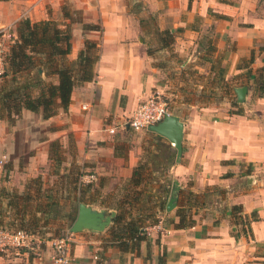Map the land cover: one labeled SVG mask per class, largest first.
<instances>
[{
	"label": "crops",
	"instance_id": "0c3cea01",
	"mask_svg": "<svg viewBox=\"0 0 264 264\" xmlns=\"http://www.w3.org/2000/svg\"><path fill=\"white\" fill-rule=\"evenodd\" d=\"M164 1L165 8L162 0L144 2L156 12L163 10L159 14L160 25L163 24L161 29L168 22L173 25L171 31L184 29L195 13L194 8L188 9L189 0ZM256 2L241 0L238 9H225L214 4L213 13L219 19L210 16L206 19L207 15L197 10L199 16L208 21L205 29L214 24L219 40L213 58L207 59L204 51V57L193 63L189 50L194 42L183 38L188 36V30L176 38L177 57L184 60L180 67L193 65L206 76L203 82L184 88L185 80L177 83L166 79L167 68L155 63V56L148 54L146 44L141 42L138 19L129 13L122 0H0V27L12 25L14 31L22 18L31 22L60 21L57 17H61L65 6L79 12L83 23L102 27V32L98 33L83 31L77 22L71 26V52L68 55L71 60L76 58L85 40L99 41L100 54L94 81L74 87L65 113L43 120L40 114L22 110L21 117L12 124L0 118V157L5 155V164L13 165L11 171L0 172L4 188L23 192L25 181L34 178L36 172L15 167L47 163V156L30 154L24 150L25 146L33 143L44 150L50 141H64L71 134L80 151L77 161L93 170L91 174L96 180L106 178L125 182L137 165L146 162V175L170 180L171 184H167L170 192L177 182L180 191L185 189L202 194L205 189L216 187L225 193L220 212L206 200H202L204 204L201 201L192 207L194 224L184 229L175 228L178 221L175 213L171 216L165 210L162 215L171 216V221L160 216L158 229L141 244L138 254L121 252L97 233H75L71 264H158L160 258L165 264H264V97L253 96L247 88L245 101L237 103V108H231L227 103L202 100L216 96V85L220 81L215 78L217 64L225 70L224 79L232 83L234 92L237 88L247 87V83L253 81L255 71L264 66V49L252 53L255 41H264V4L259 15L255 18L251 15L255 12ZM64 21L69 23V20ZM251 56L252 63L249 62ZM248 70L251 71L249 79ZM209 78L213 82L207 84ZM174 85L179 86L174 94L178 107L171 115L183 124L180 159L171 143L156 133H153L147 151L140 146L128 149L121 145L117 138L126 130L113 139L109 130L115 128L104 129L109 121L122 128L153 92L163 94ZM191 93L193 96L199 94V100H188ZM231 109L241 110V113L229 114ZM163 153L173 157L167 171L160 168L164 167ZM160 182L156 187L161 186ZM101 189L99 192H104V187ZM68 202L70 204L72 200ZM84 204L95 210L115 211L96 204ZM178 204L179 201L176 209ZM232 206H240L244 215L254 213L258 218L250 223L247 236L235 229L229 211L221 214L222 210ZM39 238L40 243L32 249L0 253V264H54L50 259V241L54 238Z\"/></svg>",
	"mask_w": 264,
	"mask_h": 264
},
{
	"label": "trees",
	"instance_id": "16d2710c",
	"mask_svg": "<svg viewBox=\"0 0 264 264\" xmlns=\"http://www.w3.org/2000/svg\"><path fill=\"white\" fill-rule=\"evenodd\" d=\"M62 15L64 19L69 20L68 24L53 20L31 22L25 18L19 20L16 25V40L5 57V67L3 66V72L0 73V79L7 80L0 88V118L5 114L9 124L20 116L22 110L40 114L43 120L54 117L60 110L66 111L74 87L78 84L91 83L95 79L94 69L99 61V44L85 40L76 59L68 62L67 56L71 52V26L77 22L81 24L83 31L98 33L102 32V27L99 24L83 23L81 19L74 20L66 7L62 8ZM161 33L167 39L162 38L161 42L167 43L168 41V44L161 45L159 51L169 48L167 46L173 43H170L173 35L169 30H164ZM211 50L205 49V55H209L210 58H212ZM148 54L151 55L150 52ZM252 60L253 57L251 56L249 62L252 63ZM38 68L42 69L46 77L55 76L57 83H44L37 72ZM34 71H36L38 78H29L28 74ZM224 72L223 68H218L217 73L220 77L223 76ZM250 72L248 70L247 74L250 75ZM23 73H26L27 77H24ZM253 84L256 96L263 98L264 66L258 69ZM34 86L40 88L36 96L31 95ZM231 105V108H237L235 102ZM240 113L241 110L238 109L229 111V114ZM149 134L154 135L153 133ZM122 148L124 147L122 146ZM163 159L169 164L173 162V157L166 153H163ZM155 166L157 165L155 164ZM147 168L146 162L140 163L134 169L132 176L124 182V185L120 186L119 189L114 188L113 196H107L111 199L113 206H106L104 199L99 201L100 206L111 208L117 212L114 223L107 231L110 235L109 241L121 252L138 254L141 244L147 240L142 231L148 226L156 225L160 220V215L165 213L170 187L167 188V185L156 187L158 179L147 176ZM33 186H35V194L39 195L42 192L41 195L47 203L31 212L29 210L31 198L27 190H24V193L20 195L21 197H17V194L5 195L3 193L6 203L3 207V214H0V228L7 230L26 228L27 230L23 231L32 234L37 233L34 231L38 226L39 219L37 216L52 212L56 202L50 190H42L39 178L33 179ZM100 188L101 186L98 189ZM76 190L74 201L86 203L83 193L78 192V187ZM1 192L5 191L2 190ZM162 195L164 196L162 197ZM201 201L202 199H199L198 194L191 192L188 193L184 203L179 201L178 208L175 210V216L178 219L175 228L184 229L194 224L191 215L188 217L187 214L190 213L192 207L197 206ZM232 210V224L234 227L240 225V232L247 236L250 233V223L257 221L258 218L254 213L250 216L244 215L240 206H233ZM26 218L29 219L26 220ZM4 219H7L6 223H4ZM158 264H165V262L160 258Z\"/></svg>",
	"mask_w": 264,
	"mask_h": 264
},
{
	"label": "rangeland",
	"instance_id": "374dc122",
	"mask_svg": "<svg viewBox=\"0 0 264 264\" xmlns=\"http://www.w3.org/2000/svg\"><path fill=\"white\" fill-rule=\"evenodd\" d=\"M144 1L145 0H122L123 4L127 7V10H129V13L136 16L138 19V24L142 32L141 42L146 44L148 52H150L151 55L155 56V63L163 65L167 68L165 72L166 79H172L174 81H177V83L181 82L182 80H185V82L183 83L184 88H190L193 84L197 82H203L206 77L205 74L204 73L201 74L198 69H194L193 65H190L187 67L185 66L183 68L180 67L179 64L184 63L183 62L184 60H179L177 57L176 47L178 44V40L176 38L179 36H182L181 34L183 33L185 34V30H188V32H186L188 33V36L183 37V38L194 42L192 46L190 45L191 49L189 50V55L190 56L192 55V59L194 60L193 63L195 62L198 63L199 60L202 57H204L203 55H204L205 49L206 50L212 49L211 57L213 58L214 57L213 55L216 52L215 44L219 40L218 39L219 35L216 38V31L214 29L215 28L214 24H211V26L206 29L204 28V25H207L208 23V21H205V20L208 19V16L214 19H219L213 13L214 4L215 5L218 4L225 9L229 7L238 9L240 8L241 0H189L188 9L189 10L193 8L195 9V13L192 17V20L189 22V24L186 25L184 29L177 28L176 30H172V31L171 29L173 28V25L171 22L170 23L168 22L164 26V29H161V26L163 24L160 25L159 14H161L163 10L156 12V10L151 9L149 5L145 3ZM162 1H163V6L165 8L166 2L164 0ZM263 4H264V0H257L255 12L251 13V15L254 18L255 16L260 14ZM66 9L70 12L71 17L74 20H77V19L82 20V17L80 16L79 12L72 10L70 7H66ZM198 9L202 10L203 14L205 13L207 15L206 19L199 16V14L197 13ZM57 19L60 20V21H57L59 23H64L65 22L64 20H66L63 18L62 14H61V17L60 15H58ZM180 20H182V18H180L179 21ZM61 21H64V22H61ZM10 26L11 27L9 26L0 27V63L4 67H5V64H4L5 57L9 53L10 47L13 45V43L16 40V32L12 28V25ZM164 30H169L172 33L173 37L171 38L172 40L170 41V43L171 42L173 43L167 46L169 48L159 51V49H161V45L166 43L163 41L161 42V39L165 37L161 35L162 34L161 32ZM97 43H99V41H97ZM166 44H168V41ZM263 45H264L263 40L255 41L254 43L255 50L252 53L255 54L257 51L261 52L264 49ZM206 58L207 59L210 58L209 55L206 54ZM75 59L76 58L71 60L67 56L68 62H72ZM217 65L218 66L215 67L216 69L215 78H220L221 81L220 83L219 82L217 83L218 85H216V88H218V90H216V96L215 97H211V96L203 97L202 100L208 101V102H214L216 104L227 103L229 104L230 107H232L231 104L235 102L236 107H238L237 97H236L235 92L233 91L234 87L232 83H229V81H225L224 79L225 73L223 74L222 77H220L217 71H218L219 66L221 67V65L219 64ZM257 73H258V70L255 71V75ZM22 75L24 77H27L26 73H23ZM41 75H44V74L40 73V78L44 83L46 84H56L57 83V78L55 76L46 77V76H41ZM28 77L32 79L38 78L36 75V71L28 74ZM247 77L249 79L248 74H247ZM211 79L209 78L206 83L210 84L211 82H213L211 81ZM163 81H165V79ZM6 82L7 80L0 79V88ZM78 85H81V84H78ZM176 85L172 86V88H169V91L164 92L163 94H159L161 100L166 103V106L169 109L170 113L174 112V109L178 107V104L175 103L178 99L174 98V94L179 88V86H176ZM246 86H247L246 88H248L252 92L253 96H256V93L254 92L253 81L252 80L249 81ZM171 90H174V91L171 92ZM39 91H40V88H38L37 86H34L32 88L31 95L36 96L38 95ZM154 93L155 92H153L152 94ZM198 95L199 94H195L193 96V94L191 93L188 100H190L191 102L193 100H199ZM239 104H242V103H239ZM59 113H65V111L60 110L58 114ZM20 117H21V114H20ZM2 118L7 119L5 114L3 115ZM15 120H17V118H15L13 122ZM105 125L107 126L104 127V129L115 128V133L111 134V137H113V139H116L117 136L120 135L121 133H124L125 130L127 131L125 134L117 138L118 142L121 143V145H124V147L128 149H134L140 146V147H143V149H146L147 151L149 150V146H150L149 143L151 142L152 135L148 134L146 131L134 132L129 128H125L123 130L122 128H124L125 123L122 124V128L115 123H111L110 121L106 122ZM33 135L35 136L36 134L33 133ZM24 150L25 151L28 150L30 154L38 153L40 157L45 158L47 156V163L43 164L42 166H40L41 164L37 166V163H35L33 167H26L24 165L15 167L18 170L29 168L31 170L33 169L36 172L34 178H30L29 180L25 181L24 188H23V190L25 191L27 190L28 193H30L29 196L31 200L29 201V205L31 206V208H29V210L33 212L35 209L42 207L47 203L45 198L42 197L41 195L42 192L39 195L35 194V186H33V179H36V178H39V184H41L42 190L46 189L52 192L53 199L56 202V205L53 207L52 212L46 215L39 214V217L37 216L39 221H38V226L34 231L37 232L36 235L38 237H42L44 239H51V238L56 239V238L64 237L69 233L68 232L69 228L71 227L76 217V213H77L78 203L73 200L75 199L74 194L77 191L76 190L77 187L79 190L78 192L83 193L84 195L83 198H85L84 200L87 201V203L96 204L97 206H100L99 201L104 199L106 200V206H113V203L110 201L111 199H109V197L107 196H113L115 192L114 187H117L119 189L120 186L124 185L123 181H110V179L106 180V178H97L95 182L88 184L89 186H82V184L79 183V178L81 177V175L91 174L93 170H91L90 168H86L84 165H82V163L77 161L80 151L78 150L77 143H75L73 139V135L71 134L67 135L64 141L63 140L61 141L60 139L50 141L47 145V148L44 150L41 145L34 146L33 143H30L29 147L25 146ZM41 153H44V155ZM160 155L162 156V154ZM153 166H155L154 163H153ZM12 168H13L12 163L5 164L0 167V172L2 173L6 171L8 172V171H11ZM168 168H169V163L168 161L164 159V170L167 171ZM159 181H161L160 185H167V184L170 185L171 184V181L168 179L161 178L158 180V182ZM3 182L4 181L1 178V181H0V214L1 215L4 212L3 207L5 206V203H6L5 198H4L5 196H3V193H5V195L17 194L18 195L17 197H21L20 195L24 193V191L19 193L16 188H11V189L4 188ZM99 186H101V188L104 187V190H103L104 192L101 193L99 192V190H97ZM1 189L5 192H1L2 191ZM108 191H111L112 193ZM188 193L190 192L185 189L182 191L179 190V193H178L179 198L177 201H181L182 203H184L186 201V197ZM163 196L164 195H162V197ZM169 196H170V192H169ZM198 196H199V199H202L204 201L205 200L209 201L212 204L211 207L218 209L219 212H220L219 207H221L223 201L225 200V193L216 187L211 188V189L207 188L202 194H198ZM69 200L70 201L72 200L70 204L68 202ZM19 201H21V199H19ZM232 208L233 206L230 207L229 209L226 208L221 211V214H224L226 210L229 211V216H230L231 221L233 219ZM175 210L176 208L173 209L171 212H169V214L171 216H174ZM187 215L188 217H190V215H192V210H190V213L188 212ZM160 216L161 218L163 217L165 221L167 220L171 221V218H169L171 216H167L166 214L160 215ZM28 219L29 218H26V220ZM3 221L4 223H6L7 219H4ZM240 227H241L240 225L235 226V229L236 228L240 229ZM18 229L25 230L26 228L24 229L18 228ZM107 230L108 228L105 229L103 232L97 233V234L102 235L103 240L104 239L110 240V235ZM88 233H92V232L88 231Z\"/></svg>",
	"mask_w": 264,
	"mask_h": 264
},
{
	"label": "built area",
	"instance_id": "2783aa9c",
	"mask_svg": "<svg viewBox=\"0 0 264 264\" xmlns=\"http://www.w3.org/2000/svg\"><path fill=\"white\" fill-rule=\"evenodd\" d=\"M3 72V65L0 63V73ZM84 110L85 107H82ZM171 113L160 98L159 93L155 92L140 105V107L125 121L124 128H129L134 132L148 131L150 126L160 123L165 116ZM115 129H110L109 133L113 134ZM171 146L174 148L173 144ZM6 162V156L0 157V167ZM96 181L93 174H83L79 178V183L88 185ZM159 225L146 227L142 234L145 237H150L151 233L158 229ZM72 234H67L64 237L52 239L50 245L52 253L50 256L54 264H71L74 260L72 253ZM40 238L36 234L27 233L23 230H7L0 228V253H7L10 251H19L21 249H32L35 245L40 243ZM97 260V258H94Z\"/></svg>",
	"mask_w": 264,
	"mask_h": 264
},
{
	"label": "water",
	"instance_id": "95a60500",
	"mask_svg": "<svg viewBox=\"0 0 264 264\" xmlns=\"http://www.w3.org/2000/svg\"><path fill=\"white\" fill-rule=\"evenodd\" d=\"M39 72H42L41 69H39ZM235 94L237 102L243 103L247 94V88H237L235 89ZM148 131L160 135L173 144L175 150L177 151V159H180L182 154L181 141L183 135V124L180 122L178 117L174 115L165 116L160 123L150 126ZM178 192L179 186L177 182H174L169 199L165 206L166 212L169 213L176 208ZM116 216L117 213L115 211L95 210L84 203H79L77 207V215L68 232L70 234L79 233L81 231L101 233L114 223Z\"/></svg>",
	"mask_w": 264,
	"mask_h": 264
}]
</instances>
